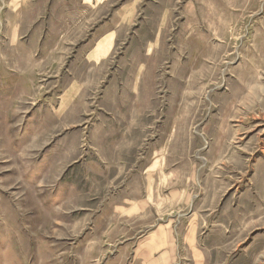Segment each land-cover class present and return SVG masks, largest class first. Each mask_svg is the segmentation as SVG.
Segmentation results:
<instances>
[{
	"label": "rangeland",
	"instance_id": "rangeland-1",
	"mask_svg": "<svg viewBox=\"0 0 264 264\" xmlns=\"http://www.w3.org/2000/svg\"><path fill=\"white\" fill-rule=\"evenodd\" d=\"M20 3L0 264H264V0Z\"/></svg>",
	"mask_w": 264,
	"mask_h": 264
},
{
	"label": "crops",
	"instance_id": "crops-1",
	"mask_svg": "<svg viewBox=\"0 0 264 264\" xmlns=\"http://www.w3.org/2000/svg\"><path fill=\"white\" fill-rule=\"evenodd\" d=\"M12 3H15V4H17V5H20V6H22L21 5V3H20V0H12ZM161 234H158V235H156V237H155V240H158V244H156L155 245V248L152 246L151 247V250H154L155 249V251L156 250H158L160 247H158L161 243H159L161 240H164V239H161V236H160ZM168 239V241H169V238H167ZM175 254H172V259L174 260L175 258ZM170 258V259H171ZM164 261H165V258L164 257H162V256H158V257H156V258H150V262L148 263V264H164Z\"/></svg>",
	"mask_w": 264,
	"mask_h": 264
}]
</instances>
